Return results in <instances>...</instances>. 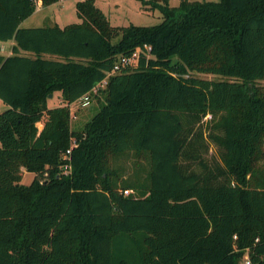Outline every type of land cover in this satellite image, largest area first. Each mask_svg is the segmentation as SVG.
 Segmentation results:
<instances>
[{
  "label": "trees",
  "instance_id": "trees-1",
  "mask_svg": "<svg viewBox=\"0 0 264 264\" xmlns=\"http://www.w3.org/2000/svg\"><path fill=\"white\" fill-rule=\"evenodd\" d=\"M38 1L0 0V264H264V0L166 3L152 26L79 0V23L23 27Z\"/></svg>",
  "mask_w": 264,
  "mask_h": 264
},
{
  "label": "rangeland",
  "instance_id": "rangeland-1",
  "mask_svg": "<svg viewBox=\"0 0 264 264\" xmlns=\"http://www.w3.org/2000/svg\"><path fill=\"white\" fill-rule=\"evenodd\" d=\"M40 1L37 2V11L23 21V27H38L53 24L54 21L62 26L81 22L76 8V3L79 0H59L57 4H52L49 7H44ZM95 2L96 5L108 16L111 24L114 26H129L132 24L152 26L157 25L164 20V15L161 11L162 5L167 3L170 7H176L180 5L182 0H95ZM45 57L52 59L59 58V56L50 54H45ZM195 75L205 79H223V76L218 74L195 73ZM257 82L264 85V80H259ZM64 104L66 103L59 92H56L55 96L49 100L50 107ZM70 107L72 111V128L75 130H82L86 123L90 121L94 114L99 110L98 99H94L89 106H82L80 103L76 102ZM7 108V104L0 99V113ZM209 118L210 115L205 117V120ZM38 125L40 127L39 123ZM217 153L216 146L212 144L209 157L216 155ZM34 177V173L26 171L24 172L22 183L29 185ZM245 257L241 260L240 264H246Z\"/></svg>",
  "mask_w": 264,
  "mask_h": 264
},
{
  "label": "built area",
  "instance_id": "built-area-1",
  "mask_svg": "<svg viewBox=\"0 0 264 264\" xmlns=\"http://www.w3.org/2000/svg\"><path fill=\"white\" fill-rule=\"evenodd\" d=\"M145 48L148 50L151 49L147 44L145 45ZM141 50L142 49L138 47L130 55L120 57L118 59V61L116 62L113 70L107 73L106 78L101 83H99L97 86H95L93 89H91L89 92L85 93L80 99H78L74 103L78 102L82 106H89L92 103L94 96L99 93L101 87L106 86L107 79L110 75H112L118 71H123V70H126L128 68H133L135 65L138 64V61H139L140 55H141ZM74 103L70 104V106L73 105ZM76 145H77V141L74 139L71 147L63 155L64 159L69 160L70 153H71L73 147ZM70 170H71V166L68 165V163H67L64 166V172L67 174V173H69ZM124 192H125V194H128L129 190H125ZM245 259H246L245 260L246 264H251L248 256H246Z\"/></svg>",
  "mask_w": 264,
  "mask_h": 264
},
{
  "label": "crops",
  "instance_id": "crops-1",
  "mask_svg": "<svg viewBox=\"0 0 264 264\" xmlns=\"http://www.w3.org/2000/svg\"><path fill=\"white\" fill-rule=\"evenodd\" d=\"M40 1V0H39ZM38 1V2H39ZM40 3L42 4V1H40ZM58 3V2H57ZM55 3V4H57ZM54 4V5H55ZM43 5V4H42ZM44 6V5H43ZM44 7H49V6H44ZM37 11V10H36ZM53 24H58L60 27H64L62 25H60L58 22L54 21ZM53 24H48V25H53ZM45 26V25H43ZM66 26V25H65ZM39 27V26H38ZM14 44V40H11V41H7V42H0V53L4 54V55H11L12 54V46ZM60 93V92H59ZM55 96V94H54ZM53 96V97H54ZM51 99V98H50ZM55 107V106H53ZM40 124V128L43 127V123L42 122H39ZM26 172V171H25Z\"/></svg>",
  "mask_w": 264,
  "mask_h": 264
},
{
  "label": "water",
  "instance_id": "water-1",
  "mask_svg": "<svg viewBox=\"0 0 264 264\" xmlns=\"http://www.w3.org/2000/svg\"><path fill=\"white\" fill-rule=\"evenodd\" d=\"M50 97L52 98V97H53V95L51 94V95H50Z\"/></svg>",
  "mask_w": 264,
  "mask_h": 264
}]
</instances>
